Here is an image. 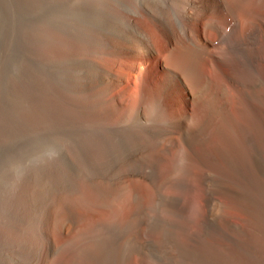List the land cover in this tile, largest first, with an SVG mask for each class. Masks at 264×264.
Masks as SVG:
<instances>
[{
    "label": "bare ground",
    "instance_id": "1",
    "mask_svg": "<svg viewBox=\"0 0 264 264\" xmlns=\"http://www.w3.org/2000/svg\"><path fill=\"white\" fill-rule=\"evenodd\" d=\"M83 2L73 28L55 18L32 33L60 68L25 71V117L77 134L70 155L18 182L0 264H264V0ZM194 187L198 227L182 203ZM120 199L116 242L98 209L114 219Z\"/></svg>",
    "mask_w": 264,
    "mask_h": 264
},
{
    "label": "rangeland",
    "instance_id": "2",
    "mask_svg": "<svg viewBox=\"0 0 264 264\" xmlns=\"http://www.w3.org/2000/svg\"><path fill=\"white\" fill-rule=\"evenodd\" d=\"M43 1L0 0V251L3 253L12 251L9 242L11 238L10 229H8L7 224L10 217L14 216V221L17 218L19 206L14 203V197L18 189V182L22 179L28 181L31 177L35 179L40 177L42 173L39 169L43 162L62 160L65 154L70 155L72 151L68 142L73 139V135L77 134L74 131L75 123L67 125L38 119L30 120L24 114V90L27 83L23 78L25 71L28 68H33L38 73L39 68L40 70L60 68L37 54L38 45L33 37V31L38 32L44 24L49 21L54 23L57 21L56 19L63 22L65 20L64 23L73 28L76 18H79L77 17L79 13L75 10L72 11V8L79 6L78 3L82 0H76L75 5L66 6V9L54 5H48L49 8ZM90 1L84 0L83 4ZM105 11L94 14L93 19L101 21ZM60 12L61 14H59ZM73 12L74 16L72 15ZM55 13L59 16L56 17ZM75 14L76 18H73ZM52 17H54V21ZM68 19H71V22ZM70 58L68 64L74 62L73 58L75 57ZM30 60L32 62H29ZM71 73H73L72 70ZM117 119L110 120V123L117 125L129 121L122 116L117 117ZM117 157L118 159L121 158L119 153ZM117 157H109L107 153L105 155L107 162L110 161L111 163L117 162ZM119 170H121L120 167L114 173V179H119L115 178L116 174L123 176L124 171ZM183 197L184 218L188 225L198 227L203 223L206 215L202 189L194 187L189 195ZM220 200L225 203L224 198H220ZM157 202L156 199L155 203ZM124 206V199L118 200L113 205V209L120 212L118 217L114 219L110 217L112 209H98L102 220L118 226L113 232V239L116 242L124 233L122 229L125 225L123 223L126 222L123 212ZM228 209L232 222L235 224L238 222V225L244 224V216L240 212ZM153 214L158 217H167L157 210ZM219 226L223 230L231 231L225 223L219 222Z\"/></svg>",
    "mask_w": 264,
    "mask_h": 264
}]
</instances>
